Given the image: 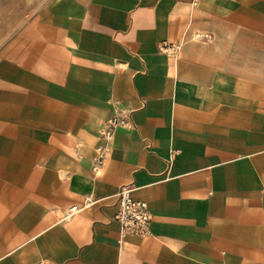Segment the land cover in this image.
<instances>
[{"label":"crops","instance_id":"crops-1","mask_svg":"<svg viewBox=\"0 0 264 264\" xmlns=\"http://www.w3.org/2000/svg\"><path fill=\"white\" fill-rule=\"evenodd\" d=\"M0 264H264V0H0Z\"/></svg>","mask_w":264,"mask_h":264},{"label":"built area","instance_id":"built-area-1","mask_svg":"<svg viewBox=\"0 0 264 264\" xmlns=\"http://www.w3.org/2000/svg\"><path fill=\"white\" fill-rule=\"evenodd\" d=\"M200 0H192L194 5H197ZM212 35L206 32L197 31L192 34V39H210ZM183 42H167L162 41L160 49L169 55L177 56L181 51ZM130 124V110L124 107L118 108L110 117L105 119L100 127L99 136L104 141L108 142L115 131L119 128H125ZM109 146L101 144L96 147V155L92 161V170L98 174L103 168L105 154ZM176 152V151H175ZM130 187H121L117 193L118 209L115 214V220L119 224L120 238L125 235L133 234L138 236H146L150 234V223L152 213L146 201L136 200L132 196ZM94 203L92 195L85 197L83 207L90 206ZM81 209L80 206L74 205L67 211L66 216H70Z\"/></svg>","mask_w":264,"mask_h":264}]
</instances>
